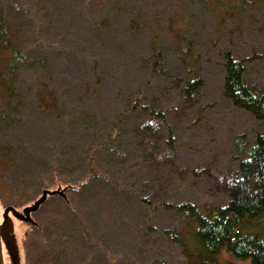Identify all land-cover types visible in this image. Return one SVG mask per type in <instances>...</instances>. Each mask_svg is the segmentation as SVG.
<instances>
[{"label":"trees","instance_id":"trees-1","mask_svg":"<svg viewBox=\"0 0 264 264\" xmlns=\"http://www.w3.org/2000/svg\"><path fill=\"white\" fill-rule=\"evenodd\" d=\"M64 2L40 0L38 12L33 13L23 7L20 0H0V200L7 205H25L22 212L38 201L44 191L65 193V197L52 195L47 198L46 202L56 200L62 208L53 214L50 222L39 226L34 219L46 202L31 215L35 225L20 222L30 228L24 234L23 243L15 231L16 261L22 260L25 264H75L74 258L79 264H89L90 258L94 262L99 256L96 253L99 243L91 233L93 223H87L83 212L77 213L76 205L68 200L67 194H84L88 198L96 193L92 185L104 178L101 175L103 166L107 167L108 173L112 170L114 174L124 176L131 170L132 175L136 166L125 156L131 147L136 149V163L151 165L153 170L164 165L175 170L177 143L169 119L176 115L182 119L186 111L194 109L205 87L202 75L186 68L194 59L190 49L180 54L182 69L171 73L164 69L167 64L164 51L151 43L142 65L145 75H149L148 80L136 75L124 84L121 76V84L114 87L113 74L109 72L104 76L102 69L100 72L102 61L96 59L95 63L92 56L88 57V65H93L83 83L85 89L80 99L89 103L86 108H81L77 99L76 105H72L66 98L67 92L61 93L60 86L77 81V78L69 77L68 70L77 67L75 59L71 61L63 48H54L42 38L26 39L25 34L33 28V23H39L36 19L40 18V13L50 17L61 14L58 8ZM44 24L41 27L47 28L48 22ZM57 61L63 62L54 65ZM223 61L224 98L234 108L247 111L255 120L264 123V88L246 80L247 61L237 59L231 53H225ZM161 73H166V79H170V87L163 92L165 97L153 94L154 83ZM106 94L107 105L96 109L97 96L103 99ZM107 115L112 117V123L106 125L104 133L99 122ZM130 119L134 124L128 136L126 129L130 127ZM91 128L95 133L88 137L86 132ZM76 129L82 139L72 140V132ZM44 133L49 148L47 153L53 150V160L49 154L38 150L40 136ZM54 134L60 139L69 138L73 147L86 141L87 144H80L78 152L88 162V177H73L79 163L72 154L64 152L69 148L60 151L62 143L57 142ZM254 141L249 144L245 135L238 137L235 141V152L240 159L237 169L228 180L222 177L213 180L211 191L227 198L224 206L202 210L185 203L177 207L179 214L193 222L190 246L195 249L188 246L190 252L186 264H219L211 261L212 256L224 247L237 258L264 264V239L243 235L237 230L246 218L257 219L264 214V135H256ZM67 163L72 165L66 166ZM203 173L213 178L208 171ZM28 179L36 183H21ZM52 187L56 190H51ZM126 189L130 190V186ZM140 202L149 201L141 199ZM174 238L179 240L176 234Z\"/></svg>","mask_w":264,"mask_h":264},{"label":"rangeland","instance_id":"rangeland-1","mask_svg":"<svg viewBox=\"0 0 264 264\" xmlns=\"http://www.w3.org/2000/svg\"><path fill=\"white\" fill-rule=\"evenodd\" d=\"M20 1L29 11L38 12L40 0ZM58 10L61 14L52 17L40 13V18L36 19L39 23H33V28L30 27L25 34L26 39L42 38L54 48L61 47L70 55L71 61L75 59L77 67L68 70L69 77L77 78V81L60 86L61 93L67 92L66 98L74 106L77 99L81 108H86L89 103L81 100L80 95L93 65H88L90 56L95 63L96 59L102 61L100 72L102 69L104 76L109 72L113 74L114 87L121 84V76L124 84L136 75L148 80L149 75H145L142 65L151 43L164 51L167 56L164 69L171 73L182 69L180 54L190 49L189 53L194 56V59L188 58L186 68L202 75L205 87L194 109L186 111L182 119L178 115L169 119L177 143L175 170L169 165L153 170L151 165L136 163V149L131 147L125 156L136 166L132 175L131 170L124 176L114 174L112 170L108 173L107 167L103 166L101 175L104 178L92 185L96 193L88 198L84 194H67L68 200L76 205L77 213L83 212L87 223H93L91 233L99 243L96 247L99 256L94 262L90 258L89 264H186L193 222L179 214L177 207L185 203L202 210L224 206L227 198L211 191L213 180L221 177L228 180L237 169L240 159L235 152V141L238 137L245 135L246 141L252 144L256 135H264L263 122L255 120L247 111L234 108L223 96L225 53L246 60V80L264 88V60L261 58L264 57V0H65ZM45 22H48L47 28H42ZM61 62H54V65ZM165 74L161 73L154 83L153 94L165 97L163 92L170 87V79H166ZM107 96L103 99L97 96L96 109L107 105ZM109 122L112 123V117L108 115L99 122L104 133ZM129 122L128 136L134 120ZM79 133L78 129L74 130L72 140L82 139ZM86 133L89 137L95 130L91 128ZM53 137L58 139L57 142L61 141L60 151L69 148L64 152L72 154L71 157L79 163L73 177H88V162L78 152L80 144L83 146L86 141L79 146L74 144V148L69 138L60 139L56 134ZM48 149L44 133L40 136L38 150L49 154L53 160L54 152L47 153ZM77 163L73 165L77 166ZM204 171L213 178L206 176ZM33 182L28 179L21 183ZM127 186L130 190L126 189ZM9 192L20 194L16 190ZM141 199L149 202L142 203ZM21 205H7L0 200V221L3 223L5 207L16 206L20 212L25 206ZM60 209L59 202L49 200L34 219L40 226L50 222ZM12 216L9 217L22 242L30 228L22 226ZM237 230L243 235L264 239V214L257 219L246 218ZM175 234L178 241L174 240ZM25 252H22L24 258ZM211 261L253 264L250 259L235 257L225 247L212 256ZM72 262L79 264L76 258Z\"/></svg>","mask_w":264,"mask_h":264},{"label":"water","instance_id":"water-1","mask_svg":"<svg viewBox=\"0 0 264 264\" xmlns=\"http://www.w3.org/2000/svg\"><path fill=\"white\" fill-rule=\"evenodd\" d=\"M59 195L65 197V193L63 191H56V192H48L44 191L42 197L36 201L32 206H28V208L24 209L22 212H19L17 209L13 207H8L5 209L3 213V223L0 224V264H4L3 261V254H2V243L4 242L7 246V249L11 253L13 263H16V254L18 252L17 244H16V236L15 233V226L12 219L9 217L16 218L20 222L24 223H31L35 225V222L32 218V214L36 213L42 204L47 201L49 196Z\"/></svg>","mask_w":264,"mask_h":264},{"label":"flooded vegetation","instance_id":"flooded-vegetation-1","mask_svg":"<svg viewBox=\"0 0 264 264\" xmlns=\"http://www.w3.org/2000/svg\"><path fill=\"white\" fill-rule=\"evenodd\" d=\"M14 221H15V223L17 222L16 220H14ZM0 224H2L1 221H0ZM2 254H3L4 264H23L22 260H20V262L16 261V263L12 262V259H10V258H12L11 253L7 249V246H6V244L4 242L2 243ZM14 256H16V254H14Z\"/></svg>","mask_w":264,"mask_h":264},{"label":"snow or ice","instance_id":"snow-or-ice-1","mask_svg":"<svg viewBox=\"0 0 264 264\" xmlns=\"http://www.w3.org/2000/svg\"><path fill=\"white\" fill-rule=\"evenodd\" d=\"M5 211H7V210H5Z\"/></svg>","mask_w":264,"mask_h":264}]
</instances>
